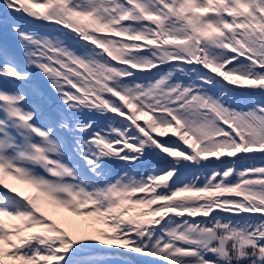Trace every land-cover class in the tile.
Returning a JSON list of instances; mask_svg holds the SVG:
<instances>
[{
    "label": "snow or ice",
    "instance_id": "snow-or-ice-1",
    "mask_svg": "<svg viewBox=\"0 0 264 264\" xmlns=\"http://www.w3.org/2000/svg\"><path fill=\"white\" fill-rule=\"evenodd\" d=\"M0 17V264H264V0Z\"/></svg>",
    "mask_w": 264,
    "mask_h": 264
},
{
    "label": "trees",
    "instance_id": "trees-1",
    "mask_svg": "<svg viewBox=\"0 0 264 264\" xmlns=\"http://www.w3.org/2000/svg\"><path fill=\"white\" fill-rule=\"evenodd\" d=\"M25 27L29 31H38L40 32L41 35H54V33L46 29H43V28H31L28 26H25ZM0 45H8L9 47L14 48L17 53L20 52L19 44L17 43V38H16L15 33L12 32L8 24H5L3 22L2 17H0ZM256 163L259 164L260 161H257ZM141 170H144V169L142 168ZM114 171H118V169H115Z\"/></svg>",
    "mask_w": 264,
    "mask_h": 264
}]
</instances>
